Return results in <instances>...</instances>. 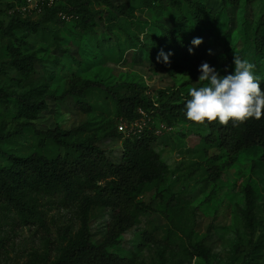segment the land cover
<instances>
[{
    "label": "rangeland",
    "instance_id": "obj_1",
    "mask_svg": "<svg viewBox=\"0 0 264 264\" xmlns=\"http://www.w3.org/2000/svg\"><path fill=\"white\" fill-rule=\"evenodd\" d=\"M113 1L116 6H125L134 18L117 16L116 21H110L106 15L111 10L94 5L92 10L102 13L96 17L94 30L82 31L77 28L76 20L61 15L42 21V28L36 33L18 31L16 36L22 42L14 44L22 53L36 58L35 71L28 79L7 64L10 60L8 47L13 43L0 34V68L4 70L0 73V89L22 94L41 86L46 95L59 96L74 78L106 85L136 83L153 93L180 88L188 94L190 88L204 86L206 82L201 83L197 75L172 77L165 71H154L141 48L150 37L160 34L159 26L174 27L181 16L191 20V8L184 0L180 12L168 0H157V10L145 7L142 0ZM193 1L212 12L213 25L204 38L214 52L232 59L235 54L254 63L253 32L264 13V3L258 0L247 5V1L242 0L238 7L224 9L220 0ZM12 3L20 8L24 5L22 0H0V20L5 23L11 19L13 11L7 5ZM27 15L35 21L40 19V14ZM232 72L234 63L226 74ZM87 98L94 107L91 114L82 111L72 98L63 102L49 98V109L39 116L37 128L70 131L85 125L88 129H96L114 118V105L104 95L95 92ZM151 120L157 128L156 150L169 166V174L160 187L148 186L144 190L140 201L152 204L153 211L141 214L138 225L110 251L147 264H157L161 257L165 264H207L188 250L190 244L201 242L210 232L205 243L211 251L210 264H264V250L259 256H249V242L253 236L244 218L246 188L250 185L256 192L257 217L263 224L259 236L264 237L262 152L252 150L241 154L237 163L224 169L215 182L211 175L215 168H223L226 154L204 142L203 137L209 132L206 127L183 121L168 127L159 119ZM21 121L14 107L6 109L0 105V127L6 123V132L15 130ZM121 125L125 127L123 135L132 132L130 126ZM123 142V139H105L99 146L118 164ZM37 149L36 137L29 130L10 141L0 142V151L16 155H30ZM7 163L0 153V164ZM159 192L162 198H157ZM42 210V222L23 225L14 214L0 206V241H3L0 264H31L40 263L42 259H57L66 245V238L79 231L80 224L73 212L63 209L58 200L44 198ZM110 219L98 209L91 213L95 244L103 241Z\"/></svg>",
    "mask_w": 264,
    "mask_h": 264
},
{
    "label": "trees",
    "instance_id": "obj_2",
    "mask_svg": "<svg viewBox=\"0 0 264 264\" xmlns=\"http://www.w3.org/2000/svg\"><path fill=\"white\" fill-rule=\"evenodd\" d=\"M145 7L157 10V0H142ZM191 8V20L181 16L174 27L159 26L158 35H153L142 43L141 48L154 71H165L172 77L178 75H197L202 63L207 62L221 75H225L233 59L214 52L204 34L210 32L213 15L193 0H184ZM224 9L238 7L242 0H220ZM253 5L258 0H246ZM264 3V0H261ZM24 4V0H22ZM169 4L181 11L183 0H168ZM102 5L111 11L106 17L116 21L117 16L134 18L123 5L116 6L113 0H66L54 7H46L35 21L31 15L21 11L16 3L8 4L12 10L8 23L0 20V34L13 45L8 47L10 60L7 64L28 79L35 71L36 58L21 52L15 43L18 31L36 33L42 28V21H50L61 15L73 18L77 28L82 31L97 27L96 17L101 12H94L92 6ZM115 14H117L115 16ZM202 38L199 46L191 42ZM252 46L254 50V74L259 78L264 90V13L254 26ZM189 48L193 51L190 54ZM163 50L169 56L170 63L165 64L163 57L157 61ZM211 51V54H210ZM0 68V73H4ZM204 83V82H201ZM70 87L61 95H46L41 86L32 92L17 93L0 89V105L16 110L20 123L13 131L6 132L0 127V142L10 141L23 135L27 130L36 137L37 150L30 155H16L0 151L8 162L0 164V206L14 214L23 225L40 223L43 220V199L58 200L63 209L71 210L80 224L77 233L66 238V245L57 259H42L31 264H147L136 258H125L110 250L122 243V237L139 223L141 214L153 211L152 204L140 201L148 186L160 187L169 174V166L156 150L158 142L157 128L151 118L159 119L168 127L177 121L208 129L203 137L206 144L222 150L226 154L223 168L217 167L211 178L218 181L224 169L237 163L239 156L252 150H260V163L264 167V116L233 126L219 122L197 125L187 120L185 104L191 99L180 88L150 92L136 83L106 85L102 82L74 78ZM101 93L115 108L114 118L107 120L96 129L80 126L70 131L55 129L41 131L36 121L49 107V98L63 102L72 98L85 113L91 114L94 107L88 101L92 93ZM145 121V122H143ZM132 128L127 136L119 131V124ZM143 123V124H142ZM207 124V122H205ZM105 139H123V152L120 163H114L99 146ZM256 165V164H255ZM157 198H162L159 192ZM100 210L110 216L106 235L100 244L92 241L91 213ZM257 195L252 186L246 188V210L244 218L253 236L249 242L250 257L259 256L264 250V237L259 236L263 224L257 217ZM259 236L257 239L256 237ZM210 237L196 244H190L189 252L193 257L203 258L210 264L211 251L205 245ZM256 239V240H255ZM3 241H0L2 246ZM157 264H165L161 257Z\"/></svg>",
    "mask_w": 264,
    "mask_h": 264
},
{
    "label": "clouds",
    "instance_id": "obj_3",
    "mask_svg": "<svg viewBox=\"0 0 264 264\" xmlns=\"http://www.w3.org/2000/svg\"><path fill=\"white\" fill-rule=\"evenodd\" d=\"M202 42V38H194L191 43L199 46ZM192 51L189 48L190 54ZM170 55L172 53L165 55L161 50L157 61L163 57L165 64L170 63ZM233 63L234 72L223 76L207 62L202 63L199 81L206 83L189 89L191 99L185 104L187 120L204 126L217 121L227 126L231 121L233 126H239L249 119L259 120L264 116V90L254 74L255 65L235 54Z\"/></svg>",
    "mask_w": 264,
    "mask_h": 264
},
{
    "label": "built area",
    "instance_id": "obj_4",
    "mask_svg": "<svg viewBox=\"0 0 264 264\" xmlns=\"http://www.w3.org/2000/svg\"><path fill=\"white\" fill-rule=\"evenodd\" d=\"M64 1L66 0H24V5L22 6L21 11L25 14H41L46 7H54ZM124 128V125H121L119 130L124 132Z\"/></svg>",
    "mask_w": 264,
    "mask_h": 264
}]
</instances>
